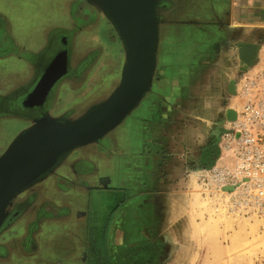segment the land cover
<instances>
[{"label":"crops","instance_id":"obj_1","mask_svg":"<svg viewBox=\"0 0 264 264\" xmlns=\"http://www.w3.org/2000/svg\"><path fill=\"white\" fill-rule=\"evenodd\" d=\"M178 4L170 15L187 11L188 21H168L161 28L154 79L137 115L121 133L109 135V141L71 153L50 178L60 184L43 188L33 207L0 238L5 249L0 264L155 260L147 250L158 239L170 238L165 228L178 217L184 194L195 184L203 151L225 115L239 107L240 45L264 39V0ZM174 24L202 33L204 39L195 42L190 55L182 56L166 40V29ZM6 79L0 78L1 87ZM124 156L130 172L121 178L127 179V188H111L109 176L121 169ZM30 236L32 244L26 239ZM157 246L163 250L164 245Z\"/></svg>","mask_w":264,"mask_h":264},{"label":"rangeland","instance_id":"obj_2","mask_svg":"<svg viewBox=\"0 0 264 264\" xmlns=\"http://www.w3.org/2000/svg\"><path fill=\"white\" fill-rule=\"evenodd\" d=\"M0 1V6L4 7L0 11V28L7 20L11 29L7 30L10 43L13 40L18 47L27 51L36 50L43 44L45 29H56V25L61 24V27H67L71 22L70 13L75 17V8L69 9L71 0H66L68 1L66 4L62 3L63 0ZM170 4L175 6L173 2ZM175 4L179 5L178 0H175ZM186 12L175 14L173 17L169 15L167 20L173 23L188 21L184 15ZM166 30L168 32L166 40L169 45L182 56L190 55L195 42L204 39L200 36L202 33L190 25L174 24ZM79 35L83 48L79 51L74 50V59L79 60L92 51L98 52L99 57L84 80L69 85L66 94L64 92V96L58 99L61 105L55 110L56 114L71 109L80 111L84 105L108 94L119 77L122 49L105 18L100 15L94 24L84 27ZM7 45L4 44L5 47L0 49V52H11L13 44ZM20 65V62L8 57L2 67L18 70ZM6 80V86L1 87L2 92L8 91L12 85L17 84L15 78ZM138 107L109 135L121 133L126 128L127 121L137 115ZM53 114L52 112L51 116ZM2 124L4 126H1L3 133L0 134V154L20 131L28 127V123L19 116L15 117V120L7 119ZM108 136L103 141H109ZM128 164L124 156L121 169L116 168L114 174L109 176L111 188L126 187L127 179L121 176L130 172ZM194 182V186L184 194L181 208H177L179 214L176 211L175 216L178 217L165 228L170 238L156 241V244L165 246H163L166 251L164 257L161 255L157 261H150L151 264H264V223L230 215L225 206L213 204L219 201L218 198L210 201L206 192L198 188L195 178ZM58 213L62 215L63 211ZM107 264H109L108 258Z\"/></svg>","mask_w":264,"mask_h":264},{"label":"water","instance_id":"obj_3","mask_svg":"<svg viewBox=\"0 0 264 264\" xmlns=\"http://www.w3.org/2000/svg\"><path fill=\"white\" fill-rule=\"evenodd\" d=\"M162 0H83L112 27L122 49L119 78L102 99L79 114L67 117L46 115L34 119L0 154V233L10 222L18 196L51 174L72 152L97 145L134 111L149 93L157 64L159 25L157 7ZM241 72L258 61L259 44H242ZM67 55L54 58L36 86L23 99V106L40 105L54 84L66 75ZM233 111L225 115L232 120ZM216 127L207 151V162L198 169H211L219 156ZM201 155V156H202ZM13 213V214H12Z\"/></svg>","mask_w":264,"mask_h":264},{"label":"flooded vegetation","instance_id":"obj_4","mask_svg":"<svg viewBox=\"0 0 264 264\" xmlns=\"http://www.w3.org/2000/svg\"><path fill=\"white\" fill-rule=\"evenodd\" d=\"M174 1L175 0H162L157 7V17L162 22L159 25V32L161 31V28L169 21L167 18L171 12H174V10L177 8ZM171 2H173L175 6L171 5ZM71 7L72 9L75 8V17H73V15L70 13V24L67 27H61V24L56 25V29H45L43 32V37L45 36L44 42L36 50L27 51L25 48H20L13 40L11 41L13 45H11L9 35L7 34V24H2V27L0 28V49L5 47L3 46L4 44H8L7 46L11 45L13 52H0V78H10L15 76V80L17 79V84L12 85L8 91L4 92L1 91L0 86V134L3 133V127L1 126L4 125L2 122L7 119L15 120V117L19 116L29 125L32 120L42 116L51 115L52 112L54 113L52 116L57 115L60 117H67L72 114L76 115L83 112L89 106L93 105L105 96L104 95L103 97L96 99L87 105H84L78 112H76L74 109H71L65 113L56 114L55 112V110L61 105L59 104L58 99L64 95V92L66 94L68 86L72 85V83H79L80 81L84 80L85 75L90 70V68L93 67L94 63H96L97 58L99 57L98 52L92 51L87 53V55L79 60L74 59L75 51H79L81 48H83L82 43L79 41V33H81L84 27L94 24L101 14L85 4L83 0L71 1L69 9H71ZM160 34L162 33L160 32ZM62 52H66L67 55L66 75L59 79L49 90L42 104L38 106L35 104L28 107L23 106V99L27 94L32 92L49 63ZM8 57H12L13 60L20 62V69L16 70L15 68L14 70L12 68L2 67V64L7 61ZM100 143L101 142H99L97 145ZM70 155L71 154H69L51 174L37 183L34 187L18 196L16 207L13 208V213L17 211L18 214L11 217L10 222L6 224L7 226L5 229L0 233V238L7 232L8 229L15 225L23 213L33 207V202L36 199V196L41 193L43 188L49 191L53 189L54 185L60 184V181L57 179H53L51 181L50 178L58 170L65 166V164H67V160ZM26 239L32 241L31 236ZM26 242L28 243V241ZM2 244L3 241H0V262H2L4 259L3 255H5V249ZM150 248L151 249L147 251L154 252L155 257H153V259H155V261L159 259L161 255H163L162 253L164 248L163 250L158 249L156 241L152 244V247L150 246Z\"/></svg>","mask_w":264,"mask_h":264},{"label":"built area","instance_id":"obj_5","mask_svg":"<svg viewBox=\"0 0 264 264\" xmlns=\"http://www.w3.org/2000/svg\"><path fill=\"white\" fill-rule=\"evenodd\" d=\"M257 44V64L238 78L235 117L221 125L218 159L195 179L230 215L264 223V39Z\"/></svg>","mask_w":264,"mask_h":264},{"label":"bare ground","instance_id":"obj_6","mask_svg":"<svg viewBox=\"0 0 264 264\" xmlns=\"http://www.w3.org/2000/svg\"><path fill=\"white\" fill-rule=\"evenodd\" d=\"M207 154H208V152H205L202 156H201V158H200V161L201 162H203V163H205V162H207Z\"/></svg>","mask_w":264,"mask_h":264}]
</instances>
